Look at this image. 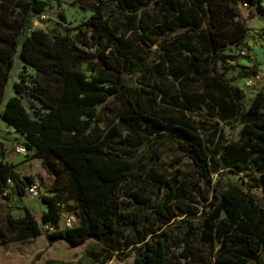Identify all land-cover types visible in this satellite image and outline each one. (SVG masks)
Masks as SVG:
<instances>
[{"label": "trees", "instance_id": "trees-1", "mask_svg": "<svg viewBox=\"0 0 264 264\" xmlns=\"http://www.w3.org/2000/svg\"><path fill=\"white\" fill-rule=\"evenodd\" d=\"M242 3L264 19V0H99L72 37L30 28L46 0H0V118L52 176L38 221L24 202L33 177L0 160V245L45 231L50 244L94 240L99 264L131 255L133 264H250L264 255V91L246 106L224 74L248 36L264 46V26L247 24ZM17 60L35 75L30 85L19 76L2 106ZM112 102L121 106L109 125ZM147 129V144L182 145L208 190L200 208L170 206L180 200L172 185L151 186L160 198L131 190ZM63 213L76 222L62 225ZM152 215L155 228H135ZM121 226L133 236L119 239Z\"/></svg>", "mask_w": 264, "mask_h": 264}, {"label": "rangeland", "instance_id": "rangeland-1", "mask_svg": "<svg viewBox=\"0 0 264 264\" xmlns=\"http://www.w3.org/2000/svg\"><path fill=\"white\" fill-rule=\"evenodd\" d=\"M48 6L43 12L44 17L34 18L30 28H42L49 33H68L69 36L74 37L78 34L82 23L91 14V9L99 0H46ZM242 14L246 19L249 26L253 28H261L264 26V19L260 16H253L251 10L242 9ZM60 15L63 16L60 17ZM245 44L246 53L238 58V64L225 70V77L231 83L235 84L243 90L245 98L243 103L247 106L251 101L254 94L259 91H264V46L259 45L252 36H248ZM233 52L234 50H229ZM21 71V73H20ZM260 74V79L252 86L246 85L245 80L255 74ZM27 77L24 84L30 85L35 73L30 67L23 69V63L20 60L16 61L12 70L11 78L7 82L4 101L15 94L13 83L18 82L20 77ZM23 102L27 109L31 112L29 106L32 102L23 98ZM120 103L112 102L108 105L112 112L106 117V122L109 125L116 124V114L120 109ZM219 127L223 128L225 134L230 133L228 125L219 122ZM122 134L132 136V131L120 126ZM149 129L140 132L142 143L138 144V149L143 150V155L140 158L137 168L133 173L129 182L131 190L146 188V193H152L160 198L162 192L157 194L156 191L152 192L151 186L160 185V191L167 189L172 185V189L179 190L180 200L169 199L170 206L176 208H190L192 210L200 208V202L203 197L208 195V190L199 182H197L196 172L191 160L188 156L184 155L182 145L176 143L170 138L161 140H154L148 143V138L154 136L149 134ZM236 135V133H235ZM23 138L10 126L6 125L0 118V160L6 159L12 164L17 163L18 170L24 174L33 177L34 182L40 187V193L33 196L25 197L24 202L29 207L30 211L35 215L39 221L41 211L43 210V202L41 201L40 194L47 193L50 187L52 177L49 176L42 168L40 161L33 156V152L29 151L28 158L19 155L12 157L14 154V147L22 145ZM147 144V145H146ZM20 159V161H16ZM25 168H21L20 166ZM22 166V167H23ZM155 175L161 176L163 179L168 180L169 183L161 185L159 182H153L147 176ZM197 182V183H195ZM184 184V185H182ZM172 197V196H170ZM74 208L73 202L65 204L66 211H72ZM15 217H20L22 211H13ZM146 223V222H145ZM159 223L154 215L150 217L149 223L143 225L137 224L135 228L144 230L146 226L154 227ZM155 228V227H154ZM120 232L122 234L119 239L124 236H133L131 227L121 226ZM45 231L42 232L41 238L33 239L27 242H12L0 246V264H99V244L95 241H87L78 247H71L63 242H55L50 244L45 236ZM122 242V240H121ZM107 264H133L132 255L126 257L124 260L117 259L110 260ZM250 264H264V255Z\"/></svg>", "mask_w": 264, "mask_h": 264}, {"label": "built area", "instance_id": "built-area-1", "mask_svg": "<svg viewBox=\"0 0 264 264\" xmlns=\"http://www.w3.org/2000/svg\"><path fill=\"white\" fill-rule=\"evenodd\" d=\"M245 7H246V3H242L241 4V10L242 9H246ZM41 17H44V15L41 14L39 16V18H41ZM260 17L262 18L263 16H260ZM245 53H246V50L245 49H242L240 51V54L241 55H245ZM259 79H260V74L259 73H256L254 75L249 76L245 80V84L246 85H249V86H252ZM14 152L16 154H19V155H22V156H27V153H28L27 152V149H26V147L24 145H16L14 147ZM39 193H40V187H39V185L37 183L33 182L32 184L28 185V187L26 188V196L25 197L33 196V195L39 194ZM3 194H5V193H3ZM75 220H76V218H75V216L73 214H68L67 213V214L63 215V217L61 219V223L64 226L70 227V226H72L75 223ZM44 228L45 229H48V230H52V227H49L47 225H45Z\"/></svg>", "mask_w": 264, "mask_h": 264}, {"label": "crops", "instance_id": "crops-1", "mask_svg": "<svg viewBox=\"0 0 264 264\" xmlns=\"http://www.w3.org/2000/svg\"><path fill=\"white\" fill-rule=\"evenodd\" d=\"M15 156H19L18 154H16V153H14V154H12V157L15 159ZM27 158V157H26ZM38 159V158H37ZM4 161H6V159L4 158L3 159ZM39 160V159H38ZM16 161H20V159L18 158V160H16ZM8 163H11L10 161H7ZM12 164V163H11ZM13 165V170L15 171V172H17L20 176H30V175H26V174H24L22 171H20V170H18V165H17V163H13L12 164ZM23 166V165H22ZM22 166H20V169L21 168H25L24 166L22 167ZM50 176V175H49ZM52 177V176H51ZM52 182V181H51ZM51 184V183H50ZM28 207V206H27ZM29 208V207H28ZM44 209H45V205H44V203H43V210L42 211H44ZM30 210V209H29ZM41 211V212H42ZM66 213H63V215H65ZM75 222H76V220H75ZM41 237H43L42 235H40V236H38V237H35V238H31V239H27V240H25V241H12V242H27V241H30V240H33V239H37V238H41ZM92 239H89V240H87V241H91ZM86 241V242H87ZM92 241H94V240H92ZM12 242H9V243H12ZM57 242H63V243H66V242H64V241H57ZM55 243V242H54ZM7 244V243H6ZM53 244V243H52ZM67 244V243H66ZM83 245V244H82ZM0 246H2V245H0ZM81 246V245H80ZM78 247V246H77Z\"/></svg>", "mask_w": 264, "mask_h": 264}]
</instances>
